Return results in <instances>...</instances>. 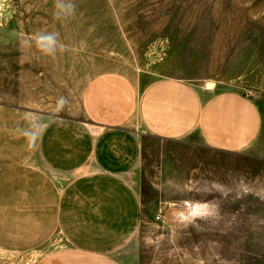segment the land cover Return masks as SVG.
<instances>
[{"label":"rangeland","instance_id":"374dc122","mask_svg":"<svg viewBox=\"0 0 264 264\" xmlns=\"http://www.w3.org/2000/svg\"><path fill=\"white\" fill-rule=\"evenodd\" d=\"M0 0V105L49 121L83 120L82 96L104 74L140 87L164 78L202 95L238 94L264 116V0ZM55 35L44 54L35 37ZM134 131L131 183L142 205L121 264H264V155L169 142ZM264 138V133H263ZM264 143V139H263ZM0 252V264H32Z\"/></svg>","mask_w":264,"mask_h":264},{"label":"crops","instance_id":"0c3cea01","mask_svg":"<svg viewBox=\"0 0 264 264\" xmlns=\"http://www.w3.org/2000/svg\"><path fill=\"white\" fill-rule=\"evenodd\" d=\"M81 107L83 120L45 121L0 105V252L32 264H121L142 221L131 183L142 154L135 126L161 141L197 135L215 151L264 155L262 111L238 94L104 74L88 83Z\"/></svg>","mask_w":264,"mask_h":264},{"label":"clouds","instance_id":"9594fccd","mask_svg":"<svg viewBox=\"0 0 264 264\" xmlns=\"http://www.w3.org/2000/svg\"><path fill=\"white\" fill-rule=\"evenodd\" d=\"M71 11L70 5L61 6L58 0V15L69 14ZM37 46L44 54L52 55L55 53L57 41L52 33L40 34L35 37Z\"/></svg>","mask_w":264,"mask_h":264}]
</instances>
